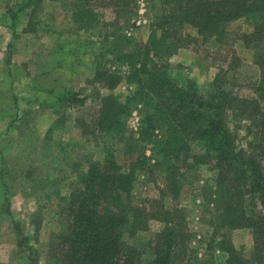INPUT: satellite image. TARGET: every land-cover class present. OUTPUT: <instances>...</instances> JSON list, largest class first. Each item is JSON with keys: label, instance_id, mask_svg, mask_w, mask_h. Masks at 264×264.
Here are the masks:
<instances>
[{"label": "trees", "instance_id": "1", "mask_svg": "<svg viewBox=\"0 0 264 264\" xmlns=\"http://www.w3.org/2000/svg\"><path fill=\"white\" fill-rule=\"evenodd\" d=\"M32 1L27 0V4ZM150 1L160 15L157 30L145 44L123 34L117 21L102 19L99 11L104 6L128 8L136 0H70L61 10L71 14L70 19L49 13L38 21L33 11L23 31L37 32L33 24L58 36L108 28L103 40L112 44L97 56L93 82L109 90L123 81L135 88L124 98L103 97L96 121L82 125L84 135L101 136L106 156L78 177L79 186L68 200L66 231L52 243L54 264H175L185 236L183 212L177 205L188 200L191 189L187 185L203 166L212 172L207 187L209 201L220 211L213 217L216 230H250L256 251L252 260L264 264V0ZM29 7L22 6L18 13ZM243 18L254 22L253 32L243 37L246 44L253 45L254 63L260 71L253 97L239 96L221 80L206 98L195 81L179 82L172 77L169 58L195 40L182 35V26L191 25L207 41L224 32L225 25ZM15 24L11 26L13 34ZM114 60L124 64L125 75L113 69ZM86 100L82 91L71 92L59 98V108L78 110ZM142 104L147 109L135 138L129 136L127 123L132 106ZM235 121L252 124L254 140L248 150L237 145L231 128ZM148 148L161 158L175 208L160 201L152 211L133 204L131 192L137 171L146 163ZM128 153L140 155L131 160ZM151 219L165 227L155 235L153 259L148 261L125 239L147 230ZM13 224L27 263L37 264V250L14 219ZM222 238L221 251L228 254L224 264H249L224 232Z\"/></svg>", "mask_w": 264, "mask_h": 264}, {"label": "rangeland", "instance_id": "2", "mask_svg": "<svg viewBox=\"0 0 264 264\" xmlns=\"http://www.w3.org/2000/svg\"><path fill=\"white\" fill-rule=\"evenodd\" d=\"M69 1L33 0L27 10L18 13L28 5L27 0H0V264H29L18 247L13 219L37 250V264H54L52 243L66 231L68 200L79 186L78 177L94 162L102 163L106 156L101 136L84 135L82 125L96 121L103 97L124 98L135 91L124 81L112 90L93 82L97 56L112 44L111 40H103L108 28L80 31L70 41L56 39L57 35L37 24L32 26L37 32H23L33 11L38 21L49 13L70 19L71 14L61 11L63 3ZM99 11L102 19L117 21L123 34L143 44L157 30L160 15L150 0H136L128 8L104 6ZM12 24L16 25V34L11 30ZM253 26V20L239 19L207 41L191 25L182 26V35L195 40L169 58L172 77L179 82L195 81L206 98L215 82L221 80L239 96L253 97L260 71L254 63L253 45L246 44L243 38L253 32ZM114 65V70L124 74L122 62L115 61ZM77 91L87 97L84 107L59 108L60 97ZM55 103L58 107H54ZM132 107L127 129L129 136L137 138L147 108L143 104ZM231 128L237 145L250 149L254 140L252 124L235 121ZM136 155L140 154L128 153L131 160ZM145 161L136 174L131 192L133 204L152 211L155 202L160 201L175 208L167 191V174L161 158L148 148ZM211 177L208 167H201L187 185L190 197L177 205L183 212L185 236L175 264H224L228 254L219 245L223 232L243 259L256 264L252 260L256 251L250 230L217 231L213 225L219 210L208 198ZM164 227L162 222L151 219L147 230L126 237L125 242L141 251L144 260L151 261L155 235Z\"/></svg>", "mask_w": 264, "mask_h": 264}, {"label": "crops", "instance_id": "3", "mask_svg": "<svg viewBox=\"0 0 264 264\" xmlns=\"http://www.w3.org/2000/svg\"><path fill=\"white\" fill-rule=\"evenodd\" d=\"M71 36H74V35H62V36L57 35L55 38L56 39L61 38L62 41H66V40L70 41L72 38Z\"/></svg>", "mask_w": 264, "mask_h": 264}]
</instances>
